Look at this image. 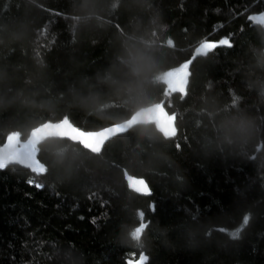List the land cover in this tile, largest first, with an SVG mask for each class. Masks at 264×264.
<instances>
[{
  "label": "trees",
  "instance_id": "16d2710c",
  "mask_svg": "<svg viewBox=\"0 0 264 264\" xmlns=\"http://www.w3.org/2000/svg\"><path fill=\"white\" fill-rule=\"evenodd\" d=\"M260 14L264 0H0V146L151 105L175 122L168 136L134 126L98 153L44 139L45 172L0 169V264H264ZM205 42L217 47L198 55ZM176 68L183 91L159 79Z\"/></svg>",
  "mask_w": 264,
  "mask_h": 264
},
{
  "label": "water",
  "instance_id": "95a60500",
  "mask_svg": "<svg viewBox=\"0 0 264 264\" xmlns=\"http://www.w3.org/2000/svg\"><path fill=\"white\" fill-rule=\"evenodd\" d=\"M183 81L184 76L182 75L175 84L167 85L166 89L169 91L179 90L183 85ZM144 124H154L156 128L166 136L171 135L175 130L174 118L171 117L165 109L156 105H151L136 112L125 121L103 127L93 132L80 130L75 127L74 124L70 123L67 120L48 123L45 122L32 129L29 136L25 138L24 141H21L20 138L14 134L10 135V137L8 136L5 142L0 146V149L5 148L8 142L14 141L20 147L27 146L28 148H30L32 151L33 159L38 161L35 150L36 143L48 138H63L80 143L81 146L90 150L91 152L98 153L103 148V146L115 136L125 134L126 131L134 126ZM77 129L79 131H77ZM96 132H99L100 135L86 136L82 134ZM10 165H20L24 168H28L18 163ZM133 183L137 186V191L141 192L144 190L145 184L141 179H137L133 181Z\"/></svg>",
  "mask_w": 264,
  "mask_h": 264
},
{
  "label": "snow or ice",
  "instance_id": "6c2138e0",
  "mask_svg": "<svg viewBox=\"0 0 264 264\" xmlns=\"http://www.w3.org/2000/svg\"><path fill=\"white\" fill-rule=\"evenodd\" d=\"M252 19H259L261 24H264V17L260 18H252ZM220 45H229V41L227 39H222L219 41ZM230 46V45H229ZM217 47L216 43H202L199 47H197V54L198 55H205L207 52L212 51ZM77 131H79L77 129ZM86 136H99L100 133H82ZM21 164L24 165L33 171L43 173L46 171H41V166L39 165L38 161L33 159L32 151L27 146L20 147L14 141L8 142L5 148L0 149V169H4L7 165L10 164ZM31 183V181H29ZM37 187H41V185H37ZM145 194H150V189ZM154 210V206H153ZM233 237H236V234L233 233ZM145 258L141 255V261Z\"/></svg>",
  "mask_w": 264,
  "mask_h": 264
},
{
  "label": "rangeland",
  "instance_id": "374dc122",
  "mask_svg": "<svg viewBox=\"0 0 264 264\" xmlns=\"http://www.w3.org/2000/svg\"><path fill=\"white\" fill-rule=\"evenodd\" d=\"M260 18V17H263L261 14L260 15H254V16H252V18ZM253 21H255V22H258V23H260L259 22V19H252ZM205 43H207V42H205ZM197 52V51H196ZM181 69L180 70H178V68H176V69H173V70H171V71H168V72H166V73H164V74H161L160 76H159V79L162 81V82H164L165 84H175L176 83V81H177V79H179V76L181 75ZM185 74V73H184ZM180 91H183V85L181 86V88H180ZM141 228V227H140ZM140 228H138L137 230H136V232H138L139 231V229ZM232 233V232H231ZM233 234V233H232ZM142 262L143 261H141V259H138V260H136V261H130V263L129 264H137V263H139V264H142Z\"/></svg>",
  "mask_w": 264,
  "mask_h": 264
},
{
  "label": "clouds",
  "instance_id": "9594fccd",
  "mask_svg": "<svg viewBox=\"0 0 264 264\" xmlns=\"http://www.w3.org/2000/svg\"><path fill=\"white\" fill-rule=\"evenodd\" d=\"M135 246H136L137 248L142 247V242L139 241V240H137V241L135 242Z\"/></svg>",
  "mask_w": 264,
  "mask_h": 264
}]
</instances>
